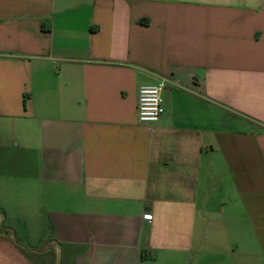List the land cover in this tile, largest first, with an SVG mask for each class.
Instances as JSON below:
<instances>
[{
	"label": "crops",
	"instance_id": "obj_1",
	"mask_svg": "<svg viewBox=\"0 0 264 264\" xmlns=\"http://www.w3.org/2000/svg\"><path fill=\"white\" fill-rule=\"evenodd\" d=\"M14 161L70 264H264V0H0Z\"/></svg>",
	"mask_w": 264,
	"mask_h": 264
},
{
	"label": "rangeland",
	"instance_id": "obj_2",
	"mask_svg": "<svg viewBox=\"0 0 264 264\" xmlns=\"http://www.w3.org/2000/svg\"><path fill=\"white\" fill-rule=\"evenodd\" d=\"M11 148L16 147L12 144ZM14 166L19 173H14ZM24 166L15 161L11 167L0 164V233L18 243L35 264H70L51 243L48 218L42 210L37 188L17 176L22 174Z\"/></svg>",
	"mask_w": 264,
	"mask_h": 264
},
{
	"label": "built area",
	"instance_id": "obj_3",
	"mask_svg": "<svg viewBox=\"0 0 264 264\" xmlns=\"http://www.w3.org/2000/svg\"><path fill=\"white\" fill-rule=\"evenodd\" d=\"M161 86H143L138 93V120L142 124H156L165 113L162 104ZM144 219L150 221V214L144 215Z\"/></svg>",
	"mask_w": 264,
	"mask_h": 264
},
{
	"label": "trees",
	"instance_id": "obj_4",
	"mask_svg": "<svg viewBox=\"0 0 264 264\" xmlns=\"http://www.w3.org/2000/svg\"><path fill=\"white\" fill-rule=\"evenodd\" d=\"M21 250L23 251V253H24L27 257L31 258V257L28 255V253H27L24 249H21Z\"/></svg>",
	"mask_w": 264,
	"mask_h": 264
}]
</instances>
